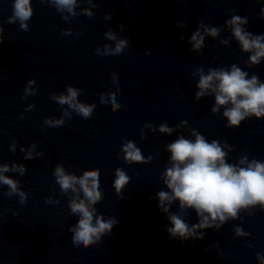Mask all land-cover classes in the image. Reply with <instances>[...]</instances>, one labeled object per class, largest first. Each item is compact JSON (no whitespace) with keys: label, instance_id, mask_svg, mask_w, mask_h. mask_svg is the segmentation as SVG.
<instances>
[{"label":"clouds","instance_id":"obj_1","mask_svg":"<svg viewBox=\"0 0 264 264\" xmlns=\"http://www.w3.org/2000/svg\"><path fill=\"white\" fill-rule=\"evenodd\" d=\"M43 2L44 0H40V3ZM50 2L58 12L67 10L72 16L76 15L74 8L77 0H50ZM92 7H97V4H93ZM82 14L89 17L93 15L87 9ZM32 15L31 0H14L13 14L8 17L7 22L13 24L19 21L20 28L28 31L27 21ZM260 15L264 19V8H261ZM62 19L67 20V17H62ZM105 19L111 20V14L106 15ZM247 23V17L239 15H233L225 22L231 28L232 36L239 42L241 50L251 53L248 62V66L251 67L260 64L261 58L264 57V34H253L246 31L242 25ZM181 26L185 27L186 25ZM120 27L123 28V24ZM200 28H205L206 34L212 37H216L220 32L217 27L209 28L203 22L199 23L197 30L193 32L188 41L192 44V50H199L203 46L204 37L200 34ZM3 31V27H0V43H3ZM63 34L70 35L71 30L64 31ZM105 36L107 39L115 41L114 48L105 45V56L120 55L129 47L128 39H117L116 33L111 29L105 33ZM181 40H183V36H181ZM222 43L227 44V41H222ZM96 53L99 54V49H96ZM197 72H199L200 78L196 85L199 89L195 93L196 100L206 96L209 92L214 93L215 104L211 108V112L216 114L223 107V117L227 120L226 127L237 128L245 119L264 117V82H260L258 76L252 75L251 78H246L248 73L236 64L231 65L230 71L221 67L218 69L209 68L206 75L203 68L197 69ZM34 82V79L28 80L29 87H25V95H35V92L30 90V85ZM112 82L117 83L116 92L107 93V99H105V94L101 93L100 103H110L112 111L116 112L121 108V104L116 102V95L120 89L115 73L112 74ZM79 91V88L68 86L67 95H52L50 98L59 105H68L83 118L88 119L92 116L96 105L77 101ZM229 104L231 107H224ZM31 108L30 105L27 110ZM64 115H68L67 110L64 111ZM44 123L56 128L63 126L64 120L49 118L45 119ZM183 125H186L185 121L174 128L165 123L159 126L158 131L171 135L176 128ZM145 127L153 128V131L157 130L150 123L145 124ZM191 135L195 137L194 141L181 135L167 145L166 150L171 154L170 166L161 173L159 178L166 185L168 191L160 190L155 197L159 202V210L168 214L167 219L172 225L166 229L168 234L171 238H179L182 242L189 240L190 237L202 240L205 233L199 231L197 234L198 230L211 228L219 230L226 221L238 219L242 209L251 214L250 209L259 205V208L264 210V162L255 158L249 161L247 156H242L238 163H229L226 157L233 149L226 142L221 143L215 139L209 142L195 129H191ZM141 138H144L143 133ZM224 148H228V151H225ZM11 150L15 152V143L11 145ZM20 150L23 152V147ZM120 151L123 160L129 164H148L152 160L151 156L145 158L133 141L123 143ZM23 158L25 160L33 159L31 151L27 152ZM26 170V166L23 164H13L11 169L7 164L0 166V173L18 171L23 176ZM99 171V169L84 171L82 176H77L66 173L64 167L58 165L53 172L61 193L66 194L71 190L76 194L69 201L68 206L71 213H78L80 218L75 226L69 227L68 231L73 234L71 240L77 247L83 245L84 248H88L90 245L100 242L105 234H111L113 226L118 223L114 217L105 219L103 215L96 216L95 223H93L96 210L92 206L103 199L99 185ZM0 182L10 189L5 195L11 197L13 194H18L21 197V204L27 201V195L17 187L18 181L0 175ZM129 182L130 177L127 173L117 167L113 187L121 200L124 199L121 196L122 189ZM80 193L83 194V199L80 198ZM174 201L179 202L177 213L170 212ZM46 203L50 204L53 201L48 198ZM55 203L58 204L59 200ZM188 209H193L199 218L198 223L191 226L185 222L181 215ZM234 233L236 236H248L242 227H236ZM256 258L260 264H264V255L256 253Z\"/></svg>","mask_w":264,"mask_h":264}]
</instances>
